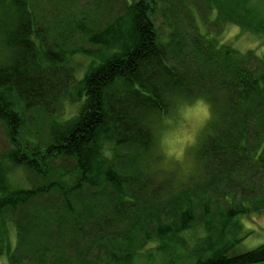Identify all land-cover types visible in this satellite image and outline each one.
Here are the masks:
<instances>
[{
	"label": "trees",
	"instance_id": "16d2710c",
	"mask_svg": "<svg viewBox=\"0 0 264 264\" xmlns=\"http://www.w3.org/2000/svg\"><path fill=\"white\" fill-rule=\"evenodd\" d=\"M252 17L249 0H0V230L15 232L1 264H264V244L236 251L240 218L264 211V55L216 39L264 30ZM173 90L217 114L185 178L161 166L147 122ZM67 105L18 142L26 112Z\"/></svg>",
	"mask_w": 264,
	"mask_h": 264
},
{
	"label": "rangeland",
	"instance_id": "374dc122",
	"mask_svg": "<svg viewBox=\"0 0 264 264\" xmlns=\"http://www.w3.org/2000/svg\"><path fill=\"white\" fill-rule=\"evenodd\" d=\"M249 5L253 10V17L249 20L252 23H256V21H264V0H249ZM204 11V10H203ZM214 12V11H212ZM214 14H216L214 12ZM210 17L211 20L215 17ZM203 25L206 23L203 21ZM205 26V25H204ZM203 27V32L207 33L208 37H213L212 26L207 25ZM253 33H252V32ZM218 35L216 39L221 43L228 44L231 47L238 49L241 52H246L248 50L254 51V53L258 56L264 55V30H254L253 28L243 26L241 29L235 25H227L224 26L220 32L218 31ZM255 34V35H253ZM98 50V49H97ZM96 59V57H93ZM86 59L77 56L71 60V65L77 67V74H80V68L85 65ZM77 106L67 105L65 107V111L61 116H57L56 118L46 117L37 112H26L24 115V123L23 127L20 130V137L18 138V142L24 144L25 142H35L36 139H39L41 136H44L47 133L48 127L53 124V121H64L71 117V115L75 114L77 110ZM37 132V133H36ZM11 147L5 136V130L2 124L0 123V154ZM191 155V153H190ZM192 157V155H191ZM56 165H59L61 162L56 161ZM165 170L175 172L178 177H187L190 173H192L195 169V166L190 170L185 171L179 165H168L164 166ZM24 173L22 171L15 173L14 175H9L8 178L11 180H18L17 183L23 184L24 187H29L30 183L28 179L24 178ZM182 178V179H183ZM243 226H244V234L246 235L242 243L236 248L238 252H246L253 250L260 245L264 244V211L260 213L250 214L247 217L240 218ZM2 230V229H1ZM0 230V237L4 240H10L12 245L15 244V235L12 229H3V232ZM5 231V232H4ZM2 233V234H1ZM157 261H160L157 258ZM6 263L5 258H0V264ZM187 263V262H186ZM180 261L177 264H186Z\"/></svg>",
	"mask_w": 264,
	"mask_h": 264
},
{
	"label": "clouds",
	"instance_id": "9594fccd",
	"mask_svg": "<svg viewBox=\"0 0 264 264\" xmlns=\"http://www.w3.org/2000/svg\"><path fill=\"white\" fill-rule=\"evenodd\" d=\"M165 105V110L147 118L161 166L179 165L190 170L195 166L190 153L200 146L204 133L217 118L214 105L205 93L189 96L175 90L166 94ZM100 154L111 160V145L105 143Z\"/></svg>",
	"mask_w": 264,
	"mask_h": 264
}]
</instances>
